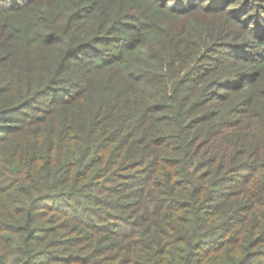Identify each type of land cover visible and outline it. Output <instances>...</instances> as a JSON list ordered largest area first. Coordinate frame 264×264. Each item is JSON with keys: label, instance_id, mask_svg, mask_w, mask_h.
<instances>
[{"label": "trees", "instance_id": "16d2710c", "mask_svg": "<svg viewBox=\"0 0 264 264\" xmlns=\"http://www.w3.org/2000/svg\"><path fill=\"white\" fill-rule=\"evenodd\" d=\"M0 264H264V0H0Z\"/></svg>", "mask_w": 264, "mask_h": 264}]
</instances>
